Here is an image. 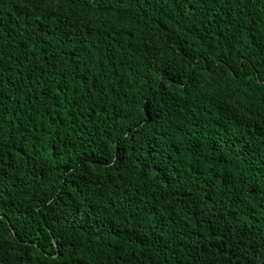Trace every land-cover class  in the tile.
I'll return each mask as SVG.
<instances>
[{"label": "trees", "instance_id": "trees-1", "mask_svg": "<svg viewBox=\"0 0 264 264\" xmlns=\"http://www.w3.org/2000/svg\"><path fill=\"white\" fill-rule=\"evenodd\" d=\"M0 264H264V0H0Z\"/></svg>", "mask_w": 264, "mask_h": 264}]
</instances>
